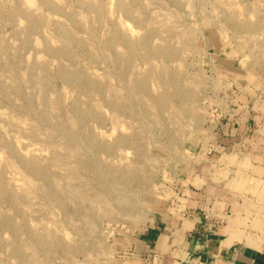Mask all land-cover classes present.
Masks as SVG:
<instances>
[{
    "label": "rangeland",
    "instance_id": "374dc122",
    "mask_svg": "<svg viewBox=\"0 0 264 264\" xmlns=\"http://www.w3.org/2000/svg\"><path fill=\"white\" fill-rule=\"evenodd\" d=\"M262 65L264 0H0V264H119Z\"/></svg>",
    "mask_w": 264,
    "mask_h": 264
},
{
    "label": "crops",
    "instance_id": "0c3cea01",
    "mask_svg": "<svg viewBox=\"0 0 264 264\" xmlns=\"http://www.w3.org/2000/svg\"><path fill=\"white\" fill-rule=\"evenodd\" d=\"M258 72L247 70L237 108L202 144L218 159L153 213L119 264H264V65Z\"/></svg>",
    "mask_w": 264,
    "mask_h": 264
}]
</instances>
